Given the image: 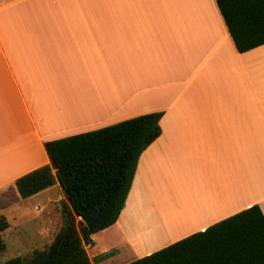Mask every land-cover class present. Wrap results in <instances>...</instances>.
<instances>
[{"label": "crops", "instance_id": "crops-1", "mask_svg": "<svg viewBox=\"0 0 264 264\" xmlns=\"http://www.w3.org/2000/svg\"><path fill=\"white\" fill-rule=\"evenodd\" d=\"M158 112L161 135L102 231L125 263L264 214V45L240 53L216 0H0L1 215L62 194L58 180L28 199L16 188L52 166L46 142Z\"/></svg>", "mask_w": 264, "mask_h": 264}, {"label": "trees", "instance_id": "trees-1", "mask_svg": "<svg viewBox=\"0 0 264 264\" xmlns=\"http://www.w3.org/2000/svg\"><path fill=\"white\" fill-rule=\"evenodd\" d=\"M237 50L264 45V0H216ZM162 113H149L99 130L45 144L52 166L16 181L22 199L53 187L57 180L67 203L63 222L47 250L2 264H92L86 245L113 226L131 191L142 153L161 135ZM92 228L85 224L95 212ZM80 218L78 222L76 219ZM79 227L81 228L79 230ZM9 228L0 216V234ZM5 246L0 239V251ZM100 260L108 255L101 254ZM127 264H264V214L254 205L208 229Z\"/></svg>", "mask_w": 264, "mask_h": 264}, {"label": "rangeland", "instance_id": "rangeland-1", "mask_svg": "<svg viewBox=\"0 0 264 264\" xmlns=\"http://www.w3.org/2000/svg\"><path fill=\"white\" fill-rule=\"evenodd\" d=\"M62 203H67L63 193H56L53 202L43 211L36 212L31 211L30 208L26 209V206H15L3 213L9 228L0 234V239L5 246L4 250L0 251V264L14 258L29 259L36 251L47 250L63 222ZM2 215L0 213V216ZM76 221L78 224L81 219L77 218ZM95 237L96 245L85 244L93 264L103 261L100 260L101 254L108 255L104 260L112 258L104 264H122V262L127 264L125 262L130 258H126L132 254L116 256L118 249L125 251L116 235L113 237L110 232H101ZM153 247L152 245L150 248ZM107 251L109 252L106 253Z\"/></svg>", "mask_w": 264, "mask_h": 264}, {"label": "water", "instance_id": "water-1", "mask_svg": "<svg viewBox=\"0 0 264 264\" xmlns=\"http://www.w3.org/2000/svg\"><path fill=\"white\" fill-rule=\"evenodd\" d=\"M99 212H100V209H99L97 212H95V213L93 214V216H92L88 221L85 222L86 226H87L89 229L93 227V225H94V223H95V221H96V219H97V217H98V215H99Z\"/></svg>", "mask_w": 264, "mask_h": 264}]
</instances>
